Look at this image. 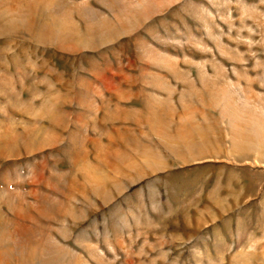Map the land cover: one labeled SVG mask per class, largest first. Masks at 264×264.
<instances>
[{"label": "rangeland", "instance_id": "374dc122", "mask_svg": "<svg viewBox=\"0 0 264 264\" xmlns=\"http://www.w3.org/2000/svg\"><path fill=\"white\" fill-rule=\"evenodd\" d=\"M0 264H264V0H0Z\"/></svg>", "mask_w": 264, "mask_h": 264}]
</instances>
